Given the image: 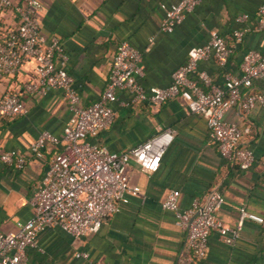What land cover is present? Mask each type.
<instances>
[{
  "label": "crops",
  "instance_id": "1",
  "mask_svg": "<svg viewBox=\"0 0 264 264\" xmlns=\"http://www.w3.org/2000/svg\"><path fill=\"white\" fill-rule=\"evenodd\" d=\"M21 4L22 0H11ZM176 0H38L39 30L55 35L67 56L66 69L74 80L80 103L87 105L100 95L109 72L116 43L127 40L140 51L143 86H164L171 71L182 64L187 49L203 43L209 30H216L230 43L233 16L240 12L254 14L262 0H198L171 32L159 29L160 3ZM11 9L0 11V40L16 24ZM255 49L264 53V29L247 31L230 54L225 66L212 57L198 64L216 83L224 73L237 74L242 53ZM31 77V64L24 63L0 77V91H11L18 82ZM264 78L254 80L260 88ZM119 100L126 95L118 93ZM24 111L0 119V152L16 149L26 158L16 170L0 162V232L13 231L17 222L31 214L30 198L39 185L48 161L59 147L47 145L40 158L29 153V144L38 131L47 129L61 136L69 117L66 101L58 89L45 94H23ZM111 124L90 137L109 150L122 151L143 140L157 128L174 131L160 165L153 173L141 171L132 160L126 165L128 184L137 191L120 211L107 216L95 231L74 238L59 227H49L37 236L40 250L27 249V264H173L184 247V231L174 224V216L160 208L168 189L179 191L181 209L193 198L201 199L210 190H219L223 203L216 211L218 220L234 226L238 207L243 205L263 217L261 223L244 220L236 243L221 242L215 230L207 239L201 264H264V111L256 105L247 114L232 108L225 120L238 125L248 123L250 134L244 144L251 148L252 165L240 170L222 159L208 141L204 119L189 113L179 97L159 105L139 103L121 106L112 103ZM87 251L88 258L74 257Z\"/></svg>",
  "mask_w": 264,
  "mask_h": 264
},
{
  "label": "built area",
  "instance_id": "2",
  "mask_svg": "<svg viewBox=\"0 0 264 264\" xmlns=\"http://www.w3.org/2000/svg\"><path fill=\"white\" fill-rule=\"evenodd\" d=\"M198 0H176L160 3L162 17L159 29L171 32L184 16L191 12ZM38 0H0V11L11 9L16 24L0 40V77L11 73L24 63L31 64V77L20 81L14 89L0 91V119L10 118L24 111L23 94L43 95L49 89L62 92L69 117L61 136L47 129L38 131L29 144L33 158L42 156L47 145L59 147L54 152L41 181L30 198L31 214L16 228L0 232V264H27V249L40 250L38 234L49 227H59L74 238L95 232L110 214L120 211L122 204L137 191L130 186L125 174L130 160L145 173H153L160 165L166 148L171 144L174 131L170 127L157 128L149 136L122 151L109 150L105 145L89 138L107 128L113 120L112 103L130 106L139 103L159 105L179 97L186 110L205 121L207 139L215 146L219 156L248 169L254 160L244 138L250 134L248 123L238 125L225 120L224 114L237 108L244 114L256 105L264 111V83L259 88L253 81L264 78V53L245 50L238 63V73H224L222 83H216L198 64L212 57L216 65H226L234 46L253 27L264 29V0L254 14L240 12L233 16L234 27L229 43L224 35L212 29L207 39L190 46L184 62L170 73L164 86H143L140 51L127 40H119L111 57L105 85L98 98L87 105L80 103L72 75L66 69L67 56L55 35L40 33L37 11ZM118 93L126 95L119 100ZM26 158L16 149L0 152V162L13 169H22ZM179 191L168 189L160 200V208L170 211L174 224L184 231V247L173 264H201L207 249L209 232L215 230L221 242L232 245L239 238L244 220L261 223L263 217L238 207L234 226L221 223L216 211L223 203L219 190H210L201 199L193 198L189 206L181 209ZM74 257L87 259V251H76Z\"/></svg>",
  "mask_w": 264,
  "mask_h": 264
}]
</instances>
